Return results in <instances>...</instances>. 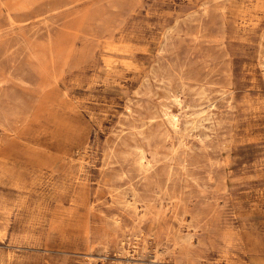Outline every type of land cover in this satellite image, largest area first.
<instances>
[{"label":"rangeland","instance_id":"374dc122","mask_svg":"<svg viewBox=\"0 0 264 264\" xmlns=\"http://www.w3.org/2000/svg\"><path fill=\"white\" fill-rule=\"evenodd\" d=\"M229 263L264 264V0H0V264Z\"/></svg>","mask_w":264,"mask_h":264},{"label":"bare ground","instance_id":"6f19581e","mask_svg":"<svg viewBox=\"0 0 264 264\" xmlns=\"http://www.w3.org/2000/svg\"><path fill=\"white\" fill-rule=\"evenodd\" d=\"M198 123H199V121H198ZM37 135H38V134H37ZM169 139H170V138H169ZM39 140H40V139H39ZM46 144H47V143H46ZM224 234H225V233H224ZM233 234H234V233H233ZM233 234H232V235H233ZM232 235H230V237H231ZM227 236H229V234H228ZM233 236H235V235H233ZM233 238H234V237H233ZM227 239H229V238H227ZM231 239H232V237H231ZM229 240H230V239H229ZM233 240H234V239H233ZM258 240H259V239H258ZM242 241H243V240H242ZM235 242H236V241H234V243H235ZM247 242H248V241H247ZM247 242H246V243H247ZM227 243H228V242H227ZM243 243H244V241H243ZM232 244H233V243H232ZM234 245H235V244H234ZM244 245H245V244H244ZM262 245H263V244H262ZM226 246H227V245H226ZM238 246H240V245H238ZM238 246H237V248H238ZM234 247H235V246H234ZM234 247H233V248H234ZM254 247H255V246H254ZM231 248H232V247H231ZM233 248H232V249H233ZM240 248H241V247H240ZM259 248H260V247H259ZM226 249H227V248H226ZM254 249H255V248H254ZM230 250H231V249H230ZM260 250H261V249H260ZM226 251H227V250H226ZM261 251H262V250H261ZM254 252H255V251H254ZM222 253H223V252H222ZM224 253H225V252H224ZM230 253H231V252H230ZM227 254H228V253H227ZM241 254H242V253H241ZM246 254H247V253H246ZM225 255H226V254H225ZM238 256H239V255H238ZM230 258H231V255H230ZM226 260H228V259H226ZM229 264H230V263H229Z\"/></svg>","mask_w":264,"mask_h":264}]
</instances>
